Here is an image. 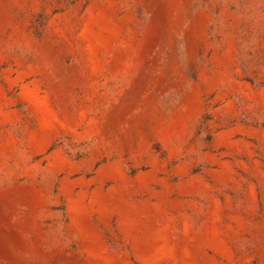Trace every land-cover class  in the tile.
I'll return each instance as SVG.
<instances>
[{"label": "rangeland", "instance_id": "374dc122", "mask_svg": "<svg viewBox=\"0 0 264 264\" xmlns=\"http://www.w3.org/2000/svg\"><path fill=\"white\" fill-rule=\"evenodd\" d=\"M0 264H264V0H0Z\"/></svg>", "mask_w": 264, "mask_h": 264}]
</instances>
